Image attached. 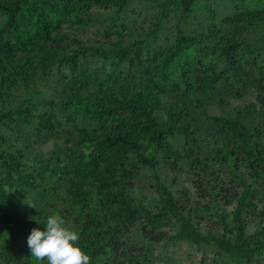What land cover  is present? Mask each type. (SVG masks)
Listing matches in <instances>:
<instances>
[{"label": "rangeland", "instance_id": "374dc122", "mask_svg": "<svg viewBox=\"0 0 264 264\" xmlns=\"http://www.w3.org/2000/svg\"><path fill=\"white\" fill-rule=\"evenodd\" d=\"M164 1L168 3L165 12L160 7ZM256 5L264 6V0H195L189 13H183L179 0H128L123 7L118 0L90 4L84 24L65 21L53 29L54 34L63 38L50 44V53H40L31 47L27 53L14 54L9 66L16 69L18 75L8 77L0 87V112L23 104L35 114H53L59 124L51 132L40 130L38 120L33 117L23 120L15 116L14 121L5 120L0 124V132L7 139L0 142V149L19 156L25 172L43 171L36 178V183L43 180V185L26 187L24 191L9 189L21 211L17 219L11 220L15 231L12 249L19 248L21 255L11 258L9 251L1 253L4 243L0 233V264H36L27 246V237L35 224L40 219L46 220L51 212L65 218L73 231L85 223L63 200L67 197L66 177L59 174V168L66 159L64 150L79 143V129L101 123L83 118L63 101L75 96L93 103L96 91L112 90L127 77V65L112 67L111 60L103 61L88 52L79 60L81 76L74 75L67 63H60L62 56L76 48L72 39L79 38L90 47L125 45L139 39L145 52H153L155 48L174 44L176 24L197 38L202 32H212L202 42L216 43L202 61L212 68L218 79L204 75L199 83L201 88L190 92L187 107L194 139L186 143L181 134L170 138L182 153L193 147L189 159L177 165L160 159L154 169L136 167L126 179L124 193L138 207L137 215L116 227L114 222L100 218L107 230L101 246L107 243L110 246L98 264H264V246L259 254L247 260L229 255L219 249L215 241L197 244L181 238L179 220L161 207V193L155 178L173 193L184 214L200 232L232 241L235 239L233 212L240 195L249 188L247 206L243 209L245 231L254 241L264 242V174L256 179L242 150L232 149V145L227 144L230 134H218L219 125L212 119L231 114L239 116L250 128L264 126V105L257 100V88L243 87L242 97L234 95L231 79L222 73L225 59L216 38L230 31V27L222 23L224 16ZM5 20L6 15L0 12V26ZM235 38L250 44L249 48L239 46L237 59L262 60L264 21L253 27L239 23ZM195 47L192 45L182 51L177 61L180 66L192 63ZM178 68L172 67L169 73L176 74ZM162 96L166 99L167 94L162 93ZM158 113L160 118L165 116V110ZM260 145L264 148V133L260 136ZM24 199L34 201L37 209L23 203ZM148 214L158 215L162 225L154 226ZM3 226L0 218V228ZM44 264H47L46 259Z\"/></svg>", "mask_w": 264, "mask_h": 264}, {"label": "trees", "instance_id": "16d2710c", "mask_svg": "<svg viewBox=\"0 0 264 264\" xmlns=\"http://www.w3.org/2000/svg\"><path fill=\"white\" fill-rule=\"evenodd\" d=\"M113 1L117 0H0V12L6 15L5 22L0 26V87L8 77L18 75L16 69L12 70L9 66L17 51L27 53L32 47L40 53H50V44L63 38V35L54 34L53 29L65 21L84 24V15L90 4L102 5ZM118 1L123 7L128 0ZM179 1L183 13H189L195 0ZM167 4V1L160 3L163 12ZM259 21H264V6L245 7L222 18V23L228 25L230 31L216 35V38L225 59L222 73L231 79L234 95L242 97L243 87H255L258 90L257 100L264 105V57L261 61L236 58L240 45L250 47L248 42L235 38L239 23L253 27ZM175 31L172 46L155 48L153 52H145L139 39L125 45L90 47L81 39L73 38L76 48L60 58V63H67L72 73L79 77V60L88 52L101 57L103 61L111 60L112 67L127 65V77L112 90L96 91L93 103L75 96H68L63 101L83 118L101 123L79 129V143L64 150L66 159L59 168V174L66 177L67 197L63 200L85 221L75 231L80 237L78 245L91 257V264H98L101 255H105L110 246V243L101 246L107 230L100 218L114 222L113 226L116 227L130 221L139 212L124 193L126 179L132 175V171L138 166L154 169L160 159L177 165L192 155V146L182 153L170 138L181 134L186 138V143L194 139L188 99L191 91L201 88L199 83L204 75L208 79H218L212 68L202 61L216 42H202L211 31L200 33L199 38L185 33L178 24ZM192 45L196 46L192 63L186 67L180 66L177 61L182 51ZM174 66L179 68L176 74L171 75L169 71ZM207 71L212 72L206 74ZM162 93L167 94L166 99ZM159 110H165L163 118H160ZM15 116L23 120L36 118L39 129L48 132L54 131L59 124L53 114H35L23 104L1 111L0 124L5 120L14 121ZM212 119L219 125L216 132L229 133L227 144H231L232 149L240 148L256 179L261 177L264 174V148L260 145V136L264 133V126L250 128L239 116L231 114L214 116ZM6 141L0 132V142ZM0 167V218L4 223L0 228V233L4 235L1 253L9 251L11 258H17L21 254L19 248L12 249L15 231L11 220L17 219L21 211L9 189L24 191L26 187L43 185V180L36 183L38 174L42 175L43 171L37 174L25 172L19 156L2 149ZM155 178L161 193V207L179 220L181 238L197 244L215 241L219 249L229 255H239L247 260L261 252L264 242L254 241L245 231L243 209L247 206L249 188L240 195L233 212L235 239L232 241L200 232L184 214L173 193L158 177ZM148 218L154 226L162 225L158 215L148 214ZM45 221L40 219L35 227L43 230Z\"/></svg>", "mask_w": 264, "mask_h": 264}, {"label": "clouds", "instance_id": "9594fccd", "mask_svg": "<svg viewBox=\"0 0 264 264\" xmlns=\"http://www.w3.org/2000/svg\"><path fill=\"white\" fill-rule=\"evenodd\" d=\"M23 203L37 209L30 199H24ZM79 239V234L70 230L66 220L54 213L47 216L43 230L31 229L27 246L36 264H44L45 259L47 264H91V257L78 245Z\"/></svg>", "mask_w": 264, "mask_h": 264}]
</instances>
